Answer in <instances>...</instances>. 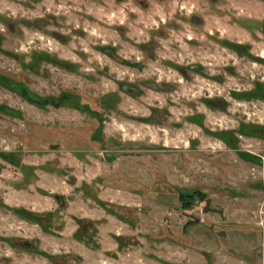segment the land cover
I'll list each match as a JSON object with an SVG mask.
<instances>
[{
	"label": "rangeland",
	"instance_id": "rangeland-1",
	"mask_svg": "<svg viewBox=\"0 0 264 264\" xmlns=\"http://www.w3.org/2000/svg\"><path fill=\"white\" fill-rule=\"evenodd\" d=\"M0 264H264V0H0Z\"/></svg>",
	"mask_w": 264,
	"mask_h": 264
}]
</instances>
